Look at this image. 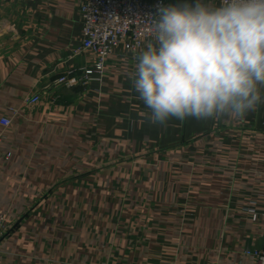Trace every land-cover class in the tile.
<instances>
[{"label": "crops", "instance_id": "obj_1", "mask_svg": "<svg viewBox=\"0 0 264 264\" xmlns=\"http://www.w3.org/2000/svg\"><path fill=\"white\" fill-rule=\"evenodd\" d=\"M86 1L0 0V264H257L264 103L153 124L132 82L147 38L118 45L81 91L27 104L97 64L78 52Z\"/></svg>", "mask_w": 264, "mask_h": 264}, {"label": "clouds", "instance_id": "obj_2", "mask_svg": "<svg viewBox=\"0 0 264 264\" xmlns=\"http://www.w3.org/2000/svg\"><path fill=\"white\" fill-rule=\"evenodd\" d=\"M149 31L132 82L153 124L264 103V0H161Z\"/></svg>", "mask_w": 264, "mask_h": 264}, {"label": "built area", "instance_id": "obj_3", "mask_svg": "<svg viewBox=\"0 0 264 264\" xmlns=\"http://www.w3.org/2000/svg\"><path fill=\"white\" fill-rule=\"evenodd\" d=\"M169 0H163L167 4ZM161 0H87L82 8L84 43L78 52L93 50L98 62L93 69L75 68L54 76L30 94L27 104L36 105L43 98L57 103L60 90L86 88L92 81L100 80L107 58L120 44L136 51L142 40L151 38V16L156 13ZM4 120L2 125L9 126ZM3 133L0 132V157ZM4 218H0V241L6 235ZM257 264H264V242L256 251Z\"/></svg>", "mask_w": 264, "mask_h": 264}, {"label": "trees", "instance_id": "obj_4", "mask_svg": "<svg viewBox=\"0 0 264 264\" xmlns=\"http://www.w3.org/2000/svg\"><path fill=\"white\" fill-rule=\"evenodd\" d=\"M80 89H82V88H79V91H81Z\"/></svg>", "mask_w": 264, "mask_h": 264}]
</instances>
